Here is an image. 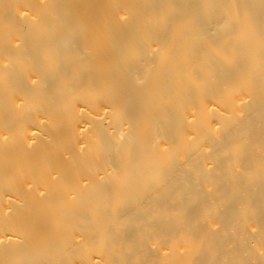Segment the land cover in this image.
<instances>
[{
  "label": "bare ground",
  "instance_id": "6f19581e",
  "mask_svg": "<svg viewBox=\"0 0 264 264\" xmlns=\"http://www.w3.org/2000/svg\"><path fill=\"white\" fill-rule=\"evenodd\" d=\"M33 1L0 3V264H264V0Z\"/></svg>",
  "mask_w": 264,
  "mask_h": 264
},
{
  "label": "rangeland",
  "instance_id": "374dc122",
  "mask_svg": "<svg viewBox=\"0 0 264 264\" xmlns=\"http://www.w3.org/2000/svg\"><path fill=\"white\" fill-rule=\"evenodd\" d=\"M24 1H26V2H24ZM18 2H20V5H19V3ZM0 3L1 4H7V5H12V10H15V9H17V10H19L20 11V9H22L20 12H24L25 10H23V9H26V11L25 12H27V10H30V11H32V12H35L36 10H35V8H34V3H35V1H31V0H0ZM23 3V4H22ZM17 4V5H16ZM19 5V9H18V6ZM23 6V8H20V7H22ZM27 7V8H26ZM6 8H8V7H6ZM6 8H4V9H6ZM8 9H10L11 10V7L10 8H8ZM16 11V10H15ZM19 11H17V12H19ZM29 11V12H30Z\"/></svg>",
  "mask_w": 264,
  "mask_h": 264
}]
</instances>
